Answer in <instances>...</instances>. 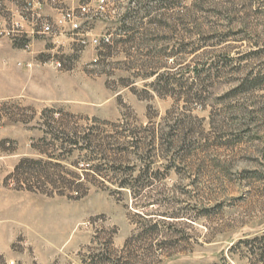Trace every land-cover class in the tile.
I'll return each mask as SVG.
<instances>
[{
	"label": "rangeland",
	"instance_id": "1",
	"mask_svg": "<svg viewBox=\"0 0 264 264\" xmlns=\"http://www.w3.org/2000/svg\"><path fill=\"white\" fill-rule=\"evenodd\" d=\"M0 264H264V0H0Z\"/></svg>",
	"mask_w": 264,
	"mask_h": 264
},
{
	"label": "built area",
	"instance_id": "2",
	"mask_svg": "<svg viewBox=\"0 0 264 264\" xmlns=\"http://www.w3.org/2000/svg\"><path fill=\"white\" fill-rule=\"evenodd\" d=\"M81 10H82L83 13H86V12H87V8H86V7L82 8ZM72 17H73V15H68V16H67L68 20H71ZM78 27H79L78 24H75V25H74V28L78 29Z\"/></svg>",
	"mask_w": 264,
	"mask_h": 264
}]
</instances>
